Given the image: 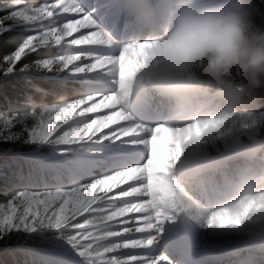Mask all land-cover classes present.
Masks as SVG:
<instances>
[{
	"label": "snow or ice",
	"instance_id": "1",
	"mask_svg": "<svg viewBox=\"0 0 264 264\" xmlns=\"http://www.w3.org/2000/svg\"><path fill=\"white\" fill-rule=\"evenodd\" d=\"M3 9L8 12L0 17V35L18 29L21 35L14 38V50L0 63V79L15 75L29 84L39 78L56 81L63 88L69 83L74 87L71 98L62 96L39 112L33 108L23 116L0 114L7 129V134L0 131V143L20 141L23 133L12 128L32 118L33 125L24 128L23 143L48 148L46 154L33 153L35 168L25 177L44 190H14L0 202V237L23 233L27 239L45 229L56 230L64 243L54 241L47 249H28L33 264H160L166 257L148 253L156 240L153 233L158 234L160 221L168 218V205L176 191L159 169H169L182 146L177 142L172 147L163 137L157 139L161 124L149 128L135 123L123 110L126 80L140 66L137 57L143 55L145 45L132 42L125 55H102L97 49L110 39L80 0L39 5L5 0L0 4ZM51 46L59 49L56 55L17 68L26 55ZM106 75L118 83L117 91H112ZM31 87L36 93L48 94L37 85ZM26 102L33 104V97H26ZM102 109L110 114H101ZM186 131L185 138L191 139L203 130L197 123ZM161 181L169 192L163 199ZM128 197L142 202L124 199ZM130 213L140 214L135 219L142 226H129L134 219ZM133 232L148 235L129 238ZM141 249L148 253L125 251Z\"/></svg>",
	"mask_w": 264,
	"mask_h": 264
},
{
	"label": "clouds",
	"instance_id": "2",
	"mask_svg": "<svg viewBox=\"0 0 264 264\" xmlns=\"http://www.w3.org/2000/svg\"><path fill=\"white\" fill-rule=\"evenodd\" d=\"M253 11L252 0H173L160 33L153 32L140 41L145 45L143 55L137 57L140 66L126 80L128 90L133 77L145 71L177 110L192 111L186 124H161L157 139L163 137L172 147L177 142L181 146L196 142L202 136H222L236 127L245 129L251 138L238 196L205 210V226L249 222L264 228V139L254 137L256 122L245 110L260 98L257 90L264 89V27L256 23ZM126 46L121 55H125ZM208 106L210 111L202 110ZM197 123L202 135L186 139V130ZM170 168L166 176L173 185ZM178 203L185 209L197 206L195 201H181L176 195L168 208L174 209ZM221 220L228 223L221 225Z\"/></svg>",
	"mask_w": 264,
	"mask_h": 264
},
{
	"label": "bare ground",
	"instance_id": "3",
	"mask_svg": "<svg viewBox=\"0 0 264 264\" xmlns=\"http://www.w3.org/2000/svg\"><path fill=\"white\" fill-rule=\"evenodd\" d=\"M49 1L51 3L54 2V0ZM113 1L114 0H80L85 11L91 14V18L98 28L108 35L110 43L108 45H101L97 50L102 55L109 56L118 55L122 47L129 44V38L119 36L114 32L115 28L112 24L113 17L105 14L106 11L111 9L110 5ZM121 2L125 5L123 9L125 12L133 11L136 13L134 15L135 18L138 16L142 17L143 21L141 23L143 26L151 24L145 27L147 32L151 34L153 32L160 33L161 26L167 21L173 0H121ZM156 21L159 22V25L155 23ZM132 23L133 18L129 21V24ZM110 25L112 26L111 28H109ZM156 27H159V29ZM135 29L138 31L141 27H136ZM145 33L146 32L140 35L141 38H139L137 34L135 38L136 42L146 39L147 36H145ZM131 51L129 55H131ZM106 79L109 80L112 91H117L118 83L110 75H106ZM159 101H161V98L160 100L158 99V102ZM155 103L156 102L149 101L142 92H138L135 95H127L122 107L133 122L149 128L160 124L181 126L191 119L192 113L188 110L179 111L176 107L172 108L170 105L153 106ZM148 104H152V106ZM252 105H257V110L251 109V107L246 110L251 113L252 119L256 122V131L253 134L255 137L258 128H260L259 125L264 121V113L260 112V110L263 109H261L259 104L255 102ZM161 107L165 108L166 112L164 115L158 114V111L160 112L158 109ZM102 113L110 114L107 109H102L101 114ZM105 131H107V129ZM232 138H234L235 141L236 136L233 135ZM203 139L204 136L199 138L196 142L183 145L180 156L175 160L181 167V173L178 176L181 181H176L173 184L174 189L181 201L191 199L196 202L197 206L193 209H185L183 204L180 203L177 212L168 209L166 213L168 218L160 221L158 234L153 233L156 235V240L151 246L150 253H148L146 249L128 251L139 254L148 253L155 257H166V260L161 261L160 264H200L203 260L210 261L214 258V255L215 257L224 255L233 248L242 249L247 246H252L255 249H264V228L259 227V229H254L257 231H251L252 229L241 228L240 226H205V210L222 206L238 196L239 182L237 180L233 179L226 184L222 183L224 180L231 177V175L228 174L227 165H231V168L229 167L228 170L232 169L233 165L231 161L240 157L242 154L245 155L246 150L242 151L241 146L236 142L238 139H236L235 146H237L238 151L234 156L230 155L231 158H229L227 154L198 157L199 155L196 148ZM240 152L243 153L240 154ZM223 159L225 160L223 161ZM224 162L225 164H223ZM218 166L219 171H221V173H219L220 175L218 171L216 173L210 172V170L213 169L218 170ZM240 166L241 165L238 164L237 168ZM159 171L167 175L165 169L161 168ZM224 171L225 173H223ZM181 183L189 187L191 186L194 190L192 191L191 189L189 190V188L180 187ZM165 190L166 187L164 182L161 181L159 191L162 192ZM161 198L163 199V197ZM134 199L138 200L137 198ZM244 231H246V233L241 237L240 235L244 233ZM144 235H148V232H144ZM176 246H180L182 250L189 253L185 257H181V251H176ZM259 257L258 264H264V255ZM227 258L228 257H223L222 259L224 261L222 263H224Z\"/></svg>",
	"mask_w": 264,
	"mask_h": 264
},
{
	"label": "trees",
	"instance_id": "4",
	"mask_svg": "<svg viewBox=\"0 0 264 264\" xmlns=\"http://www.w3.org/2000/svg\"><path fill=\"white\" fill-rule=\"evenodd\" d=\"M5 1V0H0ZM35 5L40 4L37 0H31ZM254 11L253 17L258 25L264 27V11L261 10V6L264 5V0H252ZM21 34L20 31L7 32L0 35V63L3 62V58L10 55L14 50L15 41L14 38ZM56 53V47H46L39 49L36 53H31L22 58L21 62L18 63L17 68L24 63H32L40 58H50ZM31 85H37L47 91V95H41L33 91ZM74 85L69 83L66 88H63L59 83L52 80L45 79H33L31 84H29L23 77L11 76L7 79H0V114L3 115H21L24 113L31 112L33 108L39 112L43 107L51 105L58 102V100L63 96L65 98H71L73 95L72 88ZM260 98L256 101L257 104L264 110V89L257 90ZM32 96L34 103L29 104L26 102V97ZM33 124V119L28 118L23 124H17L12 128L14 132L21 133L25 127H30ZM261 137L264 139V124L260 130ZM18 147V146H15ZM14 147V148H15ZM22 149V156H17L14 153H0V162L4 160L17 159L22 163L23 168L26 170L24 165H27V159L31 155V151L35 149V145H25L23 142L19 144ZM13 148V150H14ZM206 153L208 155H215L223 152L221 144L217 141L207 145ZM28 151V152H27ZM17 162V161H16ZM18 162V163H19ZM16 180L3 184L0 177V202L5 201L13 189L15 188ZM3 238L0 237V264H23L20 263L21 258H25L29 261L28 264H33V257L27 251L28 249H35V243L24 241L21 246L14 248L12 243H6L3 245Z\"/></svg>",
	"mask_w": 264,
	"mask_h": 264
},
{
	"label": "rangeland",
	"instance_id": "5",
	"mask_svg": "<svg viewBox=\"0 0 264 264\" xmlns=\"http://www.w3.org/2000/svg\"><path fill=\"white\" fill-rule=\"evenodd\" d=\"M38 2L41 1L40 4L43 3H49V0H37ZM28 3L30 4H34L31 0H27ZM5 3V1H0V4ZM51 3V2H50ZM39 5V4H37ZM125 5L120 4L117 8V11L121 10L122 8L124 9ZM8 9H3L0 10V17H3L7 14ZM18 31H20L18 29ZM21 33V31H20ZM21 34H18V36L16 38H18ZM15 41V39H14ZM56 47V46H54ZM56 53L55 55L58 53L59 49L56 47ZM150 80V78L148 77L147 73L145 71H139L132 79L131 85L128 89V95H135L136 93L140 92V86L141 84H145L143 82ZM250 107H258L257 105H250L248 108ZM246 108V109H248ZM245 109V110H246ZM257 110V109H256ZM247 111V110H246ZM251 111V110H250ZM249 112V111H248ZM259 112V111H258ZM260 112L264 113V110H260ZM34 123V121H33ZM264 121L259 125L260 128H258V132L255 136V138H260L261 134H260V130L261 127L263 126ZM33 125V124H32ZM31 125V126H32ZM30 126V127H31ZM0 131H4L5 134H7V129H4L2 126V122H0ZM13 131V130H12ZM14 132V131H13ZM21 133H23V136L21 138L20 141H16L15 143H0V152H6L5 149H11L10 152H14L16 153L15 155L17 156H22V149H16V148H20L19 144H21V142H23V139L26 138V133L24 132V130L21 131ZM235 135L236 139H238V141H235L241 146L242 151L246 150L247 146L251 143V138L249 137V135L247 134L246 130L243 128H233V130L231 132H229L228 134L222 135V136H204V139L198 144V147L196 148L197 152H198V157L201 156H208L206 155V152L204 150V147L209 144L211 141L213 142V140L218 141L222 146L223 149L225 151H227V155H235V153L238 151L237 146H235V141L234 138H232V136ZM188 144H191L192 142L189 141L187 142ZM30 145V144H25ZM18 146V147H15ZM15 147V148H14ZM14 148V150H13ZM22 150V151H21ZM48 151L47 146H40L37 147L35 146V149L32 150L31 155L34 152H39L41 154H46ZM28 152V151H27ZM243 152H240V154H242ZM246 155V154H245ZM237 158H235L233 161H231L232 163H237ZM34 160V155L29 156L27 159L28 164L24 165L26 167V170L23 168L22 163L19 162L17 159H13V160H4L0 162V177L2 179L3 184H7L8 182H12L14 179L16 180L15 183V188L14 190H22L24 188H29V187H34L35 190H44L42 189V187L40 185H31L29 183V181L27 179H25V177H27V175L29 174L30 171H33L35 168V165L33 163ZM225 159H223L224 161ZM17 161V162H16ZM244 159H242V163L244 164ZM19 162V163H18ZM146 162V160H145ZM169 169H165V172L168 173ZM181 172V167L179 166V164L177 162H172L171 164V168H170V176L172 178V182L173 184L178 180V174ZM20 176V177H19ZM152 181L150 180L149 183H151ZM128 183H132V181H129ZM122 187H127V185H122ZM160 190V188H159ZM12 191V192H13ZM181 191V190H180ZM168 195V191L167 189L165 191L161 192V197H167ZM124 199H130L133 200L134 202H141L139 200L134 199L133 197H128V198H124ZM3 202V201H2ZM140 214L138 213H130L129 216L133 217L134 219H132L130 221L129 226L131 227H138V226H142V221L141 222H137V220L135 219L136 217H138ZM78 221L82 222L83 221V217H78L77 218ZM75 223V221L73 222ZM241 228H246V229H252L251 231H257L254 229H259L260 226L249 223V222H245L244 224H242L240 226ZM72 233L74 234V230H71ZM246 233V231H244V233H242L240 236L243 237L244 234ZM26 236H28V234H23V233H19V234H8L7 236H3L1 238H3V245H5L6 243H12V245L14 246V248H18L19 246H21V244H23L24 241H29V242H33L35 243V249H47L49 247V245L54 242V241H59L60 243H64L63 241L60 240V236L59 234L56 232V230L53 229H45L42 230L39 233H33L31 234V238H25ZM144 233H137V232H133L129 235V238L132 239H137V238H142L144 237ZM128 251V250H125ZM34 259V258H32ZM20 263L23 264H28L29 261L25 258H21Z\"/></svg>",
	"mask_w": 264,
	"mask_h": 264
},
{
	"label": "water",
	"instance_id": "6",
	"mask_svg": "<svg viewBox=\"0 0 264 264\" xmlns=\"http://www.w3.org/2000/svg\"><path fill=\"white\" fill-rule=\"evenodd\" d=\"M177 208H178V204L176 205V207L174 208V210H177Z\"/></svg>",
	"mask_w": 264,
	"mask_h": 264
}]
</instances>
